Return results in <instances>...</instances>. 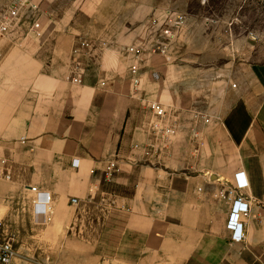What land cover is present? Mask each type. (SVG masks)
Here are the masks:
<instances>
[{"label":"crops","instance_id":"crops-1","mask_svg":"<svg viewBox=\"0 0 264 264\" xmlns=\"http://www.w3.org/2000/svg\"><path fill=\"white\" fill-rule=\"evenodd\" d=\"M117 8L125 20L113 26L122 31L127 21L140 17L132 13L139 8L130 3ZM149 20L134 30L140 44L161 34L153 18ZM82 41L89 44V51L81 48L77 63L73 62V49ZM89 41L61 37L47 64L39 58L28 62L33 100L24 105L29 111L18 113L23 129L18 141L6 146L8 157H3L11 178H0V222L10 218L21 193L32 200L31 188L38 187L53 199L51 222L36 227L56 229L60 235L54 264H264V81L260 74L252 70L233 83L232 90L228 86L218 90L221 98L213 99L206 109L199 110L189 101V114L176 115V146L157 151L151 147L155 118L132 97L130 82L123 80L129 76L126 55L92 49ZM76 65L82 69L76 74L82 83L72 81ZM194 70L200 71L189 68V74ZM154 80L143 88V95L168 104L161 94L171 92V86ZM182 139L189 144L184 151L178 150ZM112 159L118 161L113 183L130 188V195L103 190L102 171L91 174V169H101ZM239 172L249 183L237 191L249 203V215L242 219L246 238L237 242L226 225ZM98 191L106 195L105 207L90 225L77 223L78 217L67 222L65 216L56 215L62 207H79L92 200ZM72 198L78 199L77 205ZM113 210L127 214L117 250L129 246L127 237L141 238L136 240L135 262L101 252V232Z\"/></svg>","mask_w":264,"mask_h":264},{"label":"rangeland","instance_id":"rangeland-1","mask_svg":"<svg viewBox=\"0 0 264 264\" xmlns=\"http://www.w3.org/2000/svg\"><path fill=\"white\" fill-rule=\"evenodd\" d=\"M30 2L37 7L32 9ZM121 3H130L140 10L132 12L140 17L127 21L125 27L129 29L124 27L123 31L113 26V22L125 20L123 12L116 9ZM14 8H18L19 13L11 20L9 14ZM168 10L184 14L186 21L180 29H170L176 37L173 36L175 40L163 55L153 54L149 49L157 44L160 34L156 40L141 42L146 53L143 88L154 79L171 86V92L161 95L170 104V118L174 123L179 113L189 114V101L199 110L206 109L213 99L221 98L218 90L226 86L232 90V84L243 80L252 70L264 81V0H0V156L8 157L6 146L18 141L23 129L18 113L29 111L24 105L33 100L28 89L33 77L28 70L31 59L39 58L47 64L56 41L66 36L91 40L92 49L98 51L112 49L126 55L127 47L140 44L139 36L134 34L138 24L151 18L163 22ZM36 20L43 28L41 37L31 31ZM3 24H8L6 30L1 29ZM126 61L128 69L129 61ZM189 68L200 71L189 74ZM129 78L123 79L126 84H131ZM175 126L177 128L176 123ZM177 136L165 152L176 146ZM187 144L182 139L178 150L184 151ZM116 188L121 190L119 185L103 177V190ZM105 196L98 191L92 200L79 207H62L56 215L65 216L67 222L78 217L77 223L90 225L91 219L103 215ZM31 205L30 197L21 193L11 208L10 218L3 220L0 243L4 237L13 238L16 256L11 264H54L60 235L56 229L42 231L32 224ZM118 221L117 229L120 219ZM90 229L93 231L95 226L92 224ZM136 237H127L129 246H121L117 254L134 257L139 251ZM119 238L112 248L117 247ZM106 248L102 243L101 252L106 253Z\"/></svg>","mask_w":264,"mask_h":264},{"label":"built area","instance_id":"built-area-1","mask_svg":"<svg viewBox=\"0 0 264 264\" xmlns=\"http://www.w3.org/2000/svg\"><path fill=\"white\" fill-rule=\"evenodd\" d=\"M25 3V2H24ZM29 6L34 9L36 4L29 3ZM19 13L18 8H14L9 16L11 20H14ZM186 21L184 14L168 10L164 14L163 22L159 19L153 20V25L158 26L161 31L160 38L157 39V44L151 46L149 49L153 54L163 55L167 52L171 39L174 36V32L170 29H180ZM8 24H3L1 29L6 30ZM162 29V30H161ZM31 31L37 37L43 35V28L39 20H36L31 25ZM89 44L82 41L77 47L73 49V62L77 63V57L80 54L81 48L87 47ZM145 48L141 44L130 45L126 48V57L129 61V77L132 87V97L143 102L146 108L152 113L155 118V122L152 125V135L155 142L151 145L154 150H168L174 138L177 136V128L175 124H172L170 118V106L161 101L147 100L143 95V80H144V68H145ZM82 69L76 65L75 70L72 72V81L75 83H82L81 75H76ZM105 85V82H102ZM235 87V85H233ZM209 119H206V122ZM24 142V138L22 139ZM7 159L0 156V178L9 180L11 178L9 170L5 167ZM102 171L104 180L113 181L114 175L118 170V161L109 160L105 162V165L101 169H91V174L97 175L98 171ZM236 185L235 191H242L249 187L247 177L244 172H239L235 176ZM33 192L32 205L30 210V220L33 225L44 226L51 222L54 213L53 199L50 192L42 190L38 187H32ZM234 197V198H233ZM232 197V207L227 222V229L231 232V238L233 241H243L246 238V233L243 230L244 223L243 217L249 215V203L245 201V197L238 193ZM71 203L73 205L78 204L77 198H72ZM4 232L3 223L0 222V235ZM16 256V250L13 243V238L4 237L0 243V264H10Z\"/></svg>","mask_w":264,"mask_h":264},{"label":"trees","instance_id":"trees-1","mask_svg":"<svg viewBox=\"0 0 264 264\" xmlns=\"http://www.w3.org/2000/svg\"><path fill=\"white\" fill-rule=\"evenodd\" d=\"M240 115H243V114H240ZM239 124H241L240 116H239ZM227 127L233 133L230 122L227 123ZM233 139H235V142L239 141V138L234 136V133H233ZM121 190L116 188V189L105 190V191L115 192V193L120 194V195H130L131 194V191H127L126 189H124L122 187H121ZM118 219H120V227L117 229V223L119 222ZM126 220H127V214L126 213L118 211V210H113L111 212L109 218H108V221L106 222L104 229H103L100 241L107 245L106 253L104 252L105 256L112 257V258L117 257L119 259L123 258V259H126L127 261L135 262L139 256V251L134 257H131V258L122 257V256L117 254V249L112 248V246H111L113 244V242L117 241L116 239L120 237V234L122 237V232L125 229ZM134 236H137L136 240H139V242L141 241V238L139 237V235L134 234ZM119 239L121 240V238H119Z\"/></svg>","mask_w":264,"mask_h":264}]
</instances>
